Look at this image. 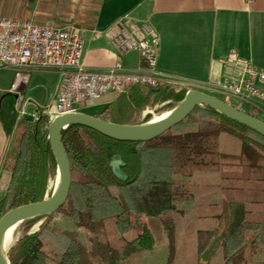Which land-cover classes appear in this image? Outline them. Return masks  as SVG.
Wrapping results in <instances>:
<instances>
[{
    "label": "trees",
    "instance_id": "1",
    "mask_svg": "<svg viewBox=\"0 0 264 264\" xmlns=\"http://www.w3.org/2000/svg\"><path fill=\"white\" fill-rule=\"evenodd\" d=\"M186 95L171 86L135 85L98 117L140 125L153 119H139L147 107L169 99L180 104ZM246 112L264 121L259 110ZM49 121L43 113L19 121L0 174V219L53 194L58 166ZM62 140L72 167L69 198L61 209L18 224L24 235L6 253L11 264H123L154 248L158 237L168 235L172 244L176 229L188 230L199 218L221 222L203 234L209 236L201 259L222 251V264H250L264 246V136L218 109L198 106L147 142L116 140L80 125L64 128ZM116 160L125 180L113 172ZM55 214L73 219L86 242L77 231L57 229Z\"/></svg>",
    "mask_w": 264,
    "mask_h": 264
},
{
    "label": "crops",
    "instance_id": "2",
    "mask_svg": "<svg viewBox=\"0 0 264 264\" xmlns=\"http://www.w3.org/2000/svg\"><path fill=\"white\" fill-rule=\"evenodd\" d=\"M0 17L75 27L84 40L82 62L93 71L108 70L118 62L132 69L140 64L137 51L122 54L105 34L124 18L154 27L160 39L158 71L187 79L193 90L217 93L231 52L264 70V0H0ZM15 81V70L0 68V174L19 121L52 107L65 76L56 70H35L26 85L12 91ZM122 94L110 92L82 103L77 112L98 117ZM30 103L39 111L28 113ZM174 104L169 99L160 107ZM150 108L140 117L144 119ZM219 222L190 220V229L172 233V244L168 235L158 237L154 248L140 251L124 264H222V251L214 260L200 258L203 237L209 236L203 234ZM261 262L264 246L252 255L250 264Z\"/></svg>",
    "mask_w": 264,
    "mask_h": 264
},
{
    "label": "built area",
    "instance_id": "3",
    "mask_svg": "<svg viewBox=\"0 0 264 264\" xmlns=\"http://www.w3.org/2000/svg\"><path fill=\"white\" fill-rule=\"evenodd\" d=\"M106 36L122 54L137 51L140 64L127 68L122 62L105 71H93L82 62L83 37L73 26L57 27L32 21L0 17V68L16 71L12 91L26 85L35 70H56L64 73L56 103L44 111L51 121L59 116L77 112V106L97 100L110 93H124L135 85L160 88L171 86L176 91H192L187 79L161 74L157 69L159 35L149 23L118 20ZM226 69L217 93L226 102L235 101L243 111L249 108L264 113V70L238 53L225 59ZM39 115H35L37 120Z\"/></svg>",
    "mask_w": 264,
    "mask_h": 264
},
{
    "label": "water",
    "instance_id": "4",
    "mask_svg": "<svg viewBox=\"0 0 264 264\" xmlns=\"http://www.w3.org/2000/svg\"><path fill=\"white\" fill-rule=\"evenodd\" d=\"M208 105L211 108L218 109L228 118L236 121L264 136V121L250 115L249 113L237 108L236 106L222 100L221 98L202 92L192 90L187 93L185 99L173 110L167 112L170 115L162 119H154L140 125L119 124L108 122L96 116L87 115L80 112L68 113L55 117L48 125L49 140L51 149L57 161L60 182L53 194L41 201L31 202L21 205L8 211L0 219V235L8 227H15L24 220L52 213L61 209L67 202L72 188L73 176L70 158L62 140V130L69 125H80L91 128L101 134L116 140L126 142H147L164 134L170 128L181 123L186 119L198 106ZM31 110L38 112L31 103L28 105L27 112ZM121 163L114 161L112 163L113 172L122 180L126 176L121 171L120 166L115 164ZM0 239V264H11L2 249Z\"/></svg>",
    "mask_w": 264,
    "mask_h": 264
},
{
    "label": "rangeland",
    "instance_id": "5",
    "mask_svg": "<svg viewBox=\"0 0 264 264\" xmlns=\"http://www.w3.org/2000/svg\"><path fill=\"white\" fill-rule=\"evenodd\" d=\"M180 92V91H178ZM208 94H211V95H214V96H217L219 98H221L222 100L226 101L225 97L219 93H216V92H210ZM232 105L236 106L237 108H241L240 107V104L236 103L235 101H231ZM161 105L160 104H157L154 108H150L147 110V113L151 114L152 115V120L154 119H158L159 117H161L163 114V111L161 110ZM179 106V103L176 102V104L173 105V107H171L173 110H175V108ZM84 111L86 112H91L90 110H86V108H83ZM172 110V111H173ZM170 111V112H172ZM246 112V111H245ZM141 116V115H140ZM140 120H143V118L139 117ZM51 121H49L50 123ZM115 166H120L119 163L116 162ZM59 178V173L58 175L54 178V179H51L50 181V191H53L56 190L57 186H58V180ZM250 206V205H249ZM252 207V205L250 206ZM208 211V210H206ZM207 213V212H205ZM53 223H54V226L59 229V230H67V231H77V226H76V223L73 219L71 218H68V217H65L63 215H59V214H55L53 216ZM40 224H36L34 226V228L32 230H37L38 227H39ZM22 226L21 225H16L13 229V232H12V235L10 238L6 239V240H3L2 242V249H3V252L6 254L7 251L10 249V247H12L14 244L17 243V241L24 235V232H23V228H21ZM78 235H79V238L83 241V242H86V234L84 232H78ZM133 257V256H132ZM130 258L132 259L133 261V258ZM27 260H25L23 262V264H26ZM28 264V263H27ZM124 264V263H123ZM145 264V263H143Z\"/></svg>",
    "mask_w": 264,
    "mask_h": 264
},
{
    "label": "bare ground",
    "instance_id": "6",
    "mask_svg": "<svg viewBox=\"0 0 264 264\" xmlns=\"http://www.w3.org/2000/svg\"><path fill=\"white\" fill-rule=\"evenodd\" d=\"M169 115H170L169 113H165V114H163L161 117H159L157 120L162 119L163 117H167V116H169ZM57 182H58V184H59V182H60V175H59V178H58ZM13 229H14L13 226H8V227H6V228L2 231V233H1V235H0V239H1V241L10 238L11 235H12Z\"/></svg>",
    "mask_w": 264,
    "mask_h": 264
}]
</instances>
